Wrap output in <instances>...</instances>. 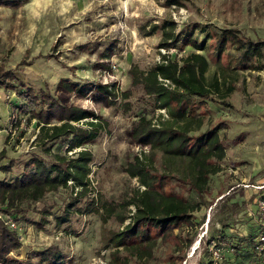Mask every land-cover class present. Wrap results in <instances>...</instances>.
<instances>
[{
    "label": "rangeland",
    "instance_id": "1",
    "mask_svg": "<svg viewBox=\"0 0 264 264\" xmlns=\"http://www.w3.org/2000/svg\"><path fill=\"white\" fill-rule=\"evenodd\" d=\"M7 1L14 0H0V68L12 71L19 83L13 84L16 88L0 85V164L12 158L17 162L10 172L0 171V179L19 175L30 153L38 150L36 120L27 122L28 113L13 109L24 101L16 90L25 88L23 85L36 92L45 89L63 104L90 109L103 124L99 136L84 145L93 154L88 175L92 190L70 210V221L63 225L56 221L75 197L70 188L24 202L22 218L10 215L22 227L18 232L22 244L8 256L25 261L36 251L55 245L64 264H109L111 249L102 246V229L117 230L123 225L113 217L103 226L88 203L91 199L98 205L102 200L120 203L140 187L125 168L136 154L148 150L132 140L131 124L141 112L148 117L160 112L141 85H131L128 70L133 65L148 70L166 53L159 45L161 32L153 31L152 25L174 21L176 32L195 25L206 31L231 28L245 38L264 40V0H180L181 4L166 0H27L21 5ZM193 35L206 43L198 52L209 60L208 78L225 67L235 81L234 90L225 98L212 94L206 99L200 129L225 121L227 127L220 136L226 154L219 162L220 170L209 178L208 194L200 198L175 177L163 182L161 188L197 202L201 211L191 227L184 225L174 231L181 238L160 243L141 264H245L249 247L243 237L257 233V191L252 185L264 182V56L240 66L234 48H225L217 57L206 32L196 28ZM195 51L191 46L169 49L176 58ZM112 64L116 67L109 70ZM62 81L72 85V90ZM105 82L116 88L113 102L92 86ZM78 88H84L82 95L76 92ZM127 90L131 95L124 99L122 93ZM199 109L201 106L197 111H203ZM153 157V166L161 171V153ZM44 207L51 214L40 229L29 221L40 220ZM129 208L133 210V206Z\"/></svg>",
    "mask_w": 264,
    "mask_h": 264
},
{
    "label": "trees",
    "instance_id": "2",
    "mask_svg": "<svg viewBox=\"0 0 264 264\" xmlns=\"http://www.w3.org/2000/svg\"><path fill=\"white\" fill-rule=\"evenodd\" d=\"M166 1L168 4H181L180 0ZM7 2L21 5L27 0ZM175 27V22L168 20L152 25L153 31L160 30L159 45L166 49V53L161 54L159 61L148 70H141L135 65L128 70L131 85H141L158 110H164V114L159 111L156 117H148L147 113L141 112L131 124L132 140L148 150L136 154L125 168L131 178H137L140 187L120 203L102 200L98 205L93 199L88 203L100 215L103 226L113 217L123 225L117 230L102 229V246L111 249L109 264H141V261L152 256L160 243L172 237L181 238L174 231L184 225L191 227L201 207L197 202L161 188L163 182L175 177L187 184L200 198L208 194L209 178L220 170L219 162L225 157L220 132L226 129L227 123L221 121L203 131L200 129L204 122L206 99L212 94L225 98L234 90L235 81L232 74L225 71V67L213 72L208 78L209 60L198 52L205 49L206 43L194 38L193 29L200 28L201 32H206L217 57L224 53L225 48L237 50L240 66L264 56V40L245 38L237 29L212 28L206 31V27L195 25L188 31L176 32ZM175 46H191L196 51L176 58L169 52ZM250 66L260 68L257 65ZM15 83H19L18 77L12 71L0 68V85L16 88L13 85ZM62 84L68 90L73 88L66 81H62ZM23 86L25 88L16 90L24 101L13 109L18 113H28L27 122L36 120L38 132L35 143L38 150L30 153L19 175L0 179V212L13 215L14 218L21 217L26 211L22 207L24 202L38 201L46 193L62 187L70 188L75 197L56 217L57 224L63 225L70 221V210L92 190L88 175L93 154L84 145L99 136L103 124L90 109L63 104L45 89L36 92L31 87ZM92 86L112 102L117 98L113 85L102 83ZM76 92L82 95L84 88H78ZM130 95V90L122 93L124 99ZM124 104L129 108L128 101ZM198 106L203 111H197ZM16 124L19 126V120H16ZM79 147L84 148L76 150ZM156 152H160L163 157L161 171L153 166ZM16 162L12 158L7 164H0V171L10 172ZM69 181L72 183L69 184ZM130 206H133V210ZM41 213L40 220L29 222L43 229L49 222L47 216L51 211L44 207ZM127 219L129 221L125 223ZM252 237V234L243 237L246 247H249L246 254L243 253L245 256L250 253ZM21 244L19 233L10 229L0 217L1 263L64 264V256L55 245L36 251L25 261L9 257V253L19 249Z\"/></svg>",
    "mask_w": 264,
    "mask_h": 264
},
{
    "label": "built area",
    "instance_id": "3",
    "mask_svg": "<svg viewBox=\"0 0 264 264\" xmlns=\"http://www.w3.org/2000/svg\"><path fill=\"white\" fill-rule=\"evenodd\" d=\"M115 67L116 66L112 64L109 70H112ZM104 84L109 85V82H105ZM166 84L167 82L165 85ZM159 111L164 114V110ZM68 183L71 184L72 181H69ZM252 188L257 191V209L255 212V219L257 221L258 229L257 233L250 239L251 250L248 255V260L245 264H264V182L252 185ZM75 190L77 191V188H75ZM0 217L10 229H13L17 232L22 231V227L12 216L6 215L5 217H2L0 215Z\"/></svg>",
    "mask_w": 264,
    "mask_h": 264
}]
</instances>
